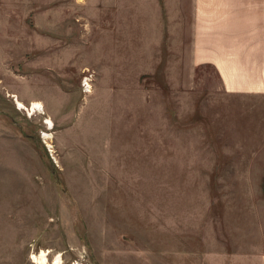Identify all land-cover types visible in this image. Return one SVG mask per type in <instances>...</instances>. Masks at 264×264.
<instances>
[{"label":"rangeland","instance_id":"1","mask_svg":"<svg viewBox=\"0 0 264 264\" xmlns=\"http://www.w3.org/2000/svg\"><path fill=\"white\" fill-rule=\"evenodd\" d=\"M181 4L0 0V264H264V98Z\"/></svg>","mask_w":264,"mask_h":264},{"label":"crops","instance_id":"2","mask_svg":"<svg viewBox=\"0 0 264 264\" xmlns=\"http://www.w3.org/2000/svg\"><path fill=\"white\" fill-rule=\"evenodd\" d=\"M189 2L195 63L214 66L228 93L264 98V0Z\"/></svg>","mask_w":264,"mask_h":264},{"label":"bare ground","instance_id":"3","mask_svg":"<svg viewBox=\"0 0 264 264\" xmlns=\"http://www.w3.org/2000/svg\"><path fill=\"white\" fill-rule=\"evenodd\" d=\"M91 91V89H90ZM17 104L24 109H29V110H35L36 108H41L42 104L38 101H33L32 102V106L31 109L29 107H27L22 101H20L18 98L16 99ZM48 125V128L52 129L54 126L53 120L50 118H47L46 122ZM43 137L45 139V142L48 144V146L50 147L49 150L53 151L52 145L49 143V139L52 137V134L50 132H43ZM33 259L35 260V262H39L41 264H48L49 258H48V253L46 251H42L39 256L33 254ZM53 264H62V257L61 254L57 255L54 260H53Z\"/></svg>","mask_w":264,"mask_h":264},{"label":"built area","instance_id":"4","mask_svg":"<svg viewBox=\"0 0 264 264\" xmlns=\"http://www.w3.org/2000/svg\"><path fill=\"white\" fill-rule=\"evenodd\" d=\"M91 82H92V74L88 73L83 77L81 82L83 92H89L91 89Z\"/></svg>","mask_w":264,"mask_h":264}]
</instances>
